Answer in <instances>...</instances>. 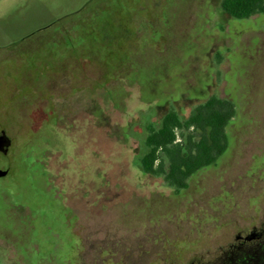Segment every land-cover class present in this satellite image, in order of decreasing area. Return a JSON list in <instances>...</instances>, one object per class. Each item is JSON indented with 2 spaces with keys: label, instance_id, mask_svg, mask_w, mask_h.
Segmentation results:
<instances>
[{
  "label": "rangeland",
  "instance_id": "374dc122",
  "mask_svg": "<svg viewBox=\"0 0 264 264\" xmlns=\"http://www.w3.org/2000/svg\"><path fill=\"white\" fill-rule=\"evenodd\" d=\"M90 1L0 0V264H264V242L230 252L264 229V14L137 0L95 62L73 17ZM65 17L63 59L42 30ZM211 96L237 107L215 165L178 193L142 173L147 126Z\"/></svg>",
  "mask_w": 264,
  "mask_h": 264
},
{
  "label": "trees",
  "instance_id": "16d2710c",
  "mask_svg": "<svg viewBox=\"0 0 264 264\" xmlns=\"http://www.w3.org/2000/svg\"><path fill=\"white\" fill-rule=\"evenodd\" d=\"M220 9L232 19L247 20L264 14V0H221ZM136 16L137 0H91L73 15L77 19L75 27L79 42L89 45V55L95 62L101 61L96 49L110 54L111 41L120 36L116 29L134 25ZM67 18L57 20L42 30L52 29L46 33L52 36L47 44L55 47L58 42L63 59L68 51L74 49L62 25ZM109 28L114 30L111 35ZM57 36L61 41H57ZM236 114L237 107L233 101L217 96L195 106L185 119L170 109L159 127L149 125L146 128L145 153L139 161L141 172L161 178L165 187L177 193L187 189L192 176L215 165L226 152V129ZM24 162L20 159V163Z\"/></svg>",
  "mask_w": 264,
  "mask_h": 264
},
{
  "label": "flooded vegetation",
  "instance_id": "af4514ba",
  "mask_svg": "<svg viewBox=\"0 0 264 264\" xmlns=\"http://www.w3.org/2000/svg\"><path fill=\"white\" fill-rule=\"evenodd\" d=\"M236 240L239 242V244L235 246H231L230 248L231 253L242 251L243 247L249 245V243L251 242H264V229L263 228L259 230L251 229L249 233L246 234L245 236H241V235L236 236ZM239 257H240L239 255L236 257L237 262ZM239 263L244 264V261L241 260L239 261Z\"/></svg>",
  "mask_w": 264,
  "mask_h": 264
},
{
  "label": "water",
  "instance_id": "95a60500",
  "mask_svg": "<svg viewBox=\"0 0 264 264\" xmlns=\"http://www.w3.org/2000/svg\"><path fill=\"white\" fill-rule=\"evenodd\" d=\"M11 146L10 138L2 131H0V154L7 155ZM8 174L7 170L0 169V178L6 177Z\"/></svg>",
  "mask_w": 264,
  "mask_h": 264
}]
</instances>
